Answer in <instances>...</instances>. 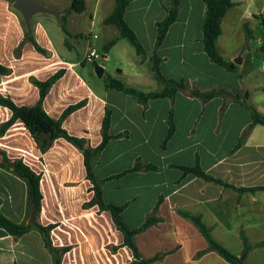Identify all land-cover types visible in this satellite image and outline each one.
<instances>
[{
  "label": "crops",
  "instance_id": "0c3cea01",
  "mask_svg": "<svg viewBox=\"0 0 264 264\" xmlns=\"http://www.w3.org/2000/svg\"><path fill=\"white\" fill-rule=\"evenodd\" d=\"M34 1L58 13H37L31 19L30 30L45 54L24 41L29 30L20 12L13 8L14 2L0 0V64L8 69L0 74V95L9 96L19 106L35 105L39 89L32 79L45 81L65 69V75L48 92L44 109L58 119L69 105L86 100V105L67 116L62 125L70 135L86 139L92 148L101 143L103 118L107 109L111 111L110 134L126 132L128 136L111 139L96 157L94 172L99 180H105L104 200L116 206L126 205L123 220L130 228H138L163 197L158 210L163 222L136 236L143 256L166 253L153 264H228L215 252L196 257L208 244L189 221L178 215L177 209L202 214L203 220L213 227L214 238L235 254L242 252L241 230L252 243L264 240V190L240 192L224 188L193 175L183 176L179 168L194 166L198 159L205 172L235 187L264 186V125H256L243 136L252 117L241 103L223 97L203 101L192 95L193 89L222 87L242 96L247 90L252 104L264 114L262 63L250 70L242 51L230 54L233 40L242 38L243 47L254 41L262 44L263 57L264 0H233L234 6L222 22L217 47L228 62L241 55L239 64L233 62L239 76L212 62L204 51L203 0H132L125 20L146 51L144 55L136 53L132 60L125 54L123 39L104 51V46L119 34L114 25L103 23L113 12L115 0H83L85 10L81 13L70 11L73 0ZM172 5L178 6V16L156 50L159 71L167 79H183L188 88L173 99H152L146 106L131 95L106 88L105 78L112 76L145 92L163 89V83L155 76L152 56L156 23L165 18L166 8ZM245 23L249 24L253 39H247ZM97 26L100 33L94 34L95 38L92 33ZM95 42H100L101 51ZM88 48L105 54V62L114 58L115 71H108L101 64L104 73L98 78L95 64L83 61ZM78 51L81 60L74 55ZM88 64L92 68H87ZM171 110L175 131L163 147ZM11 116L12 112L0 105V125ZM0 152L12 161L22 160L40 174L42 202L38 222L54 225L51 239L55 247L69 248L61 264H133L132 251L124 246V236L111 214L100 211L98 206L84 207L94 192L86 177L83 154L77 147L58 138L49 150L42 152L23 123L16 121L0 136ZM2 160L0 153V164ZM137 161L154 165L157 170L112 178ZM0 210L17 224H31L27 185L2 166ZM262 252L264 246L252 250L248 264H258L251 263L250 257ZM0 264H53V260L38 231L33 229L14 238L0 229Z\"/></svg>",
  "mask_w": 264,
  "mask_h": 264
},
{
  "label": "trees",
  "instance_id": "16d2710c",
  "mask_svg": "<svg viewBox=\"0 0 264 264\" xmlns=\"http://www.w3.org/2000/svg\"><path fill=\"white\" fill-rule=\"evenodd\" d=\"M13 3L15 0H8ZM132 0H115V6L113 12L104 19L103 23L106 25H114L119 34L116 38L108 42L104 46V51H109L111 47L119 39H127L132 46L135 48L138 55H144L146 53L144 47L139 41L137 35L128 25L125 20V13L128 5ZM206 5V17L202 26L203 32V45L204 51L210 58V60L229 72L236 73L238 76L237 67L233 62H228L220 54L217 42L222 34V22L228 13V11L234 6L233 0H203ZM174 3H178V0H173ZM85 10V3L83 0H73L70 7V11L76 13H81ZM178 6L172 5L166 8V16L163 20L156 23L157 27V38L155 44V50L152 56L154 63V72L156 78L163 83L164 87L161 91L156 92H145L136 87L127 85L121 79L107 76L105 78V87L109 89H115L121 91L125 94L131 95L136 98L143 105H147L148 102L156 98H170L173 99L179 91H185L188 86L183 79H167L159 71L160 59L156 55L157 48L162 44L168 29L176 21L178 16ZM244 31L247 39H253L254 36L249 29V24H244ZM66 34L68 32L66 31ZM24 41L31 42L37 51L45 54L46 51L41 48L33 37V32L31 30L26 31V37ZM96 64V63H95ZM8 69L0 64V74H5ZM66 73L65 69H59L53 75H51L45 81H39L32 79V82L39 89V100L35 105L32 106H19L17 105L9 96L0 95V105L8 108L12 112V116L9 120L0 125V136H3L6 131L16 122L21 121L28 132L31 134L32 138L40 148L42 152L49 150L56 139L63 138L66 141L77 147L83 154L84 165L86 169V177L92 183L91 190L94 192L92 200L84 204V207L98 206L100 211H107L111 214L113 222L116 228L124 236V246H127L132 251L133 264H153L164 258L166 253H158L154 257L145 258L141 253L137 243L136 236L142 232H145L152 226H156L163 222V219L159 216L158 210L160 204L163 201V197L158 199L156 206L154 207L152 213L146 218L142 225L138 228H130L122 218V213L126 208V205L116 206L107 203L103 197V183L105 180H99L94 172V165L96 157L102 152L107 143L113 138L127 137L128 134L120 133L118 135L110 134V124H111V111L106 110L103 122H102V141L101 143L92 148L86 139L79 138L70 135L66 129L63 128V120L69 116L74 111L82 108L86 105L87 101L82 100L75 104L69 105L62 113L60 118L55 119L47 114L44 109V100L52 88V86L61 79ZM192 95L202 99L203 101L211 100L215 97L230 98L232 101L241 103L251 114L252 123L244 131L243 136L250 133L252 128L256 125H264V114H262L250 101V99L244 98L242 95H234L225 88H214L207 91H201L198 89L192 90ZM168 123V133L162 144L165 147L167 141L172 137L175 131V125L173 122V112L170 111ZM243 140L240 139L238 145L241 144ZM2 155V162L0 166L12 170L14 174L25 181L27 185V205L32 217V213L36 212V221L28 225L17 224L9 220L0 210V229L5 230L8 234L14 238H19L30 230H36L41 234L42 240L44 242L45 248L48 250L52 256L53 264H61L63 255L69 250L68 247L57 248L53 245L51 239V231L54 225L43 226L38 222V217L41 209L42 193L40 189L41 176L34 172L28 165H26L22 160H10L7 155L0 152ZM183 171V176L193 175L206 182H212L223 186L224 188H230L236 191H256L264 190V186L257 188H238L232 184L226 183L221 179L215 178L214 176L205 172L199 164L197 159L194 166H179ZM142 170H157V167L151 164H144L137 161L134 166L125 172L116 175L112 178L121 177L125 174L142 171ZM110 179V178H109ZM176 212L185 220L189 221L201 234L208 244V248L204 251L197 253L196 257H200L207 252H215L219 257H221L228 264H247V257L249 253L258 247L264 246V240L258 243H252L244 230L240 231V238L243 243L242 252L240 254H235L222 243L217 241L212 232L213 227L209 226L204 220L203 215L200 213H195L191 211H186L182 209H177ZM117 248L114 247V250Z\"/></svg>",
  "mask_w": 264,
  "mask_h": 264
},
{
  "label": "rangeland",
  "instance_id": "374dc122",
  "mask_svg": "<svg viewBox=\"0 0 264 264\" xmlns=\"http://www.w3.org/2000/svg\"><path fill=\"white\" fill-rule=\"evenodd\" d=\"M96 33H100V30H99V27L98 26L95 28V30H94V32L92 34L94 35ZM232 43L233 44H232V46L230 48V50H231L230 54L233 55L235 53V51H242L243 54L246 56V66L250 70L255 69L259 65H261V63H262V50H261L262 44H257V42L254 41V42L251 43V45L246 46V47H243L242 46L243 45V39L242 38H236V39L233 40ZM122 44H124L127 47V50L125 51V54H126V56L129 59H131L133 56H136V50H135V48L132 46V44L127 39H123V43ZM95 47L99 51L102 50L101 49L100 42H95ZM74 55L76 56V58H78L79 51H78V53L77 52H74ZM237 57H238V59H240L241 58V55L238 54ZM116 58H117V56H116ZM78 59L81 60L82 58L80 57ZM233 62H234V60H233ZM96 64H104L107 67L108 71H115V68H114V58H113L112 62H110V63L105 62L104 60L99 59V60H97V63ZM86 67L87 68H89V67L92 68L91 64H88ZM143 68L146 70L147 73L149 72L148 67L146 68L144 66ZM247 94H248V92H247V90H245L243 96H244V98L249 99L247 97ZM259 240L260 241H258V242H262L263 241L262 239H259ZM240 253H241V250L239 251L238 254H240ZM248 262H249V257H247V264H248ZM250 262L251 263L258 262V264H264V252L258 254L257 256H255V255L254 256H251L250 257Z\"/></svg>",
  "mask_w": 264,
  "mask_h": 264
},
{
  "label": "water",
  "instance_id": "95a60500",
  "mask_svg": "<svg viewBox=\"0 0 264 264\" xmlns=\"http://www.w3.org/2000/svg\"><path fill=\"white\" fill-rule=\"evenodd\" d=\"M13 8H15L18 12H20L27 30H30L31 19L37 13H48L51 15L58 16V13L56 11L46 6L40 5L34 0H15L13 3ZM240 61H241L240 59H236L234 60V63L239 64ZM94 72L98 78H101L104 73V68L100 64H95ZM187 92L190 93L189 90ZM35 221H36V212L34 210L30 222L34 223Z\"/></svg>",
  "mask_w": 264,
  "mask_h": 264
},
{
  "label": "built area",
  "instance_id": "2783aa9c",
  "mask_svg": "<svg viewBox=\"0 0 264 264\" xmlns=\"http://www.w3.org/2000/svg\"><path fill=\"white\" fill-rule=\"evenodd\" d=\"M94 37L96 38L97 36L94 35ZM105 54H100L97 50L92 49V48H88L83 61L84 62H89V63H97V60L101 59V60H105ZM101 65V64H100ZM262 69L264 71V53H263V57H262Z\"/></svg>",
  "mask_w": 264,
  "mask_h": 264
}]
</instances>
